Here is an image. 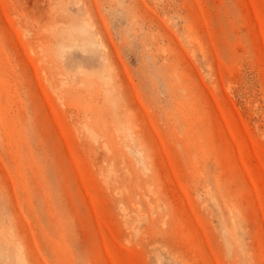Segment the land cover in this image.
<instances>
[{"label":"rangeland","instance_id":"rangeland-1","mask_svg":"<svg viewBox=\"0 0 264 264\" xmlns=\"http://www.w3.org/2000/svg\"><path fill=\"white\" fill-rule=\"evenodd\" d=\"M0 264H264V0H0Z\"/></svg>","mask_w":264,"mask_h":264}]
</instances>
